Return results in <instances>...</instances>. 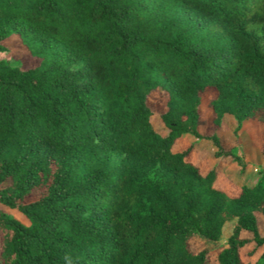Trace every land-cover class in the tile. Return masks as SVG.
Instances as JSON below:
<instances>
[{
	"label": "trees",
	"instance_id": "obj_1",
	"mask_svg": "<svg viewBox=\"0 0 264 264\" xmlns=\"http://www.w3.org/2000/svg\"><path fill=\"white\" fill-rule=\"evenodd\" d=\"M12 35L36 63L0 58V204L28 223L0 209V264H264L239 252L264 244V167L227 195L172 150L190 134L230 153L197 131L206 87L215 124L264 122V0H0V51Z\"/></svg>",
	"mask_w": 264,
	"mask_h": 264
},
{
	"label": "rangeland",
	"instance_id": "obj_2",
	"mask_svg": "<svg viewBox=\"0 0 264 264\" xmlns=\"http://www.w3.org/2000/svg\"><path fill=\"white\" fill-rule=\"evenodd\" d=\"M4 44L8 48L0 51V58L9 61L18 59L22 67L36 63V59L28 54L15 35L6 38ZM214 94V89L210 87H206L199 93L200 122L197 125V131L201 135L216 134L222 148L230 153L214 156L215 147L208 139L196 138L190 134L177 137L173 141L172 150L179 151L189 147L185 158L195 163L202 173L213 167L216 172L214 185L227 195H235L242 184L255 181L260 175L257 170L264 167V122L257 118H249L242 121L239 129L235 130V121L231 116L224 115L220 122L215 124L213 122L214 113L208 103ZM166 97V92L160 87L154 88L146 96V103L151 109L149 116L151 125L161 134L167 131L160 120V113L165 109ZM233 155H237L244 165L233 160ZM0 209L21 222L28 223L25 216L16 208L0 204ZM256 218L259 234L264 235V216L256 212ZM232 224L233 218H228L223 222L221 234L216 241L206 239L196 233L191 234L187 239L188 249L193 252L201 249L210 251L224 242L231 231ZM241 235L250 236L246 231H241ZM262 248L264 244L254 247L253 241H249L239 249L240 256L245 261L253 262Z\"/></svg>",
	"mask_w": 264,
	"mask_h": 264
}]
</instances>
